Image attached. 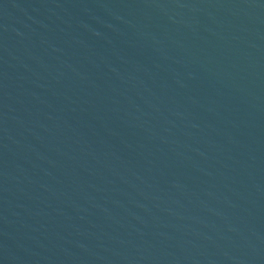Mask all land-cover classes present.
<instances>
[{"label": "water", "instance_id": "95a60500", "mask_svg": "<svg viewBox=\"0 0 264 264\" xmlns=\"http://www.w3.org/2000/svg\"><path fill=\"white\" fill-rule=\"evenodd\" d=\"M0 264H264V0H0Z\"/></svg>", "mask_w": 264, "mask_h": 264}]
</instances>
